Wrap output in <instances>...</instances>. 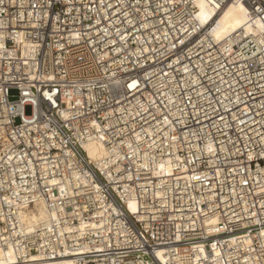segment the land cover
Returning a JSON list of instances; mask_svg holds the SVG:
<instances>
[{
    "label": "built area",
    "instance_id": "built-area-1",
    "mask_svg": "<svg viewBox=\"0 0 264 264\" xmlns=\"http://www.w3.org/2000/svg\"><path fill=\"white\" fill-rule=\"evenodd\" d=\"M200 1L263 24L216 39ZM36 198L57 214L21 233ZM10 245L9 264H264V0H0Z\"/></svg>",
    "mask_w": 264,
    "mask_h": 264
},
{
    "label": "bare ground",
    "instance_id": "bare-ground-1",
    "mask_svg": "<svg viewBox=\"0 0 264 264\" xmlns=\"http://www.w3.org/2000/svg\"><path fill=\"white\" fill-rule=\"evenodd\" d=\"M201 8V16L203 20L212 18L215 16L216 27L213 30V35L216 39L225 37L230 33L244 28L247 32H254L259 29L263 22L261 19L250 20L248 10L242 3H228L222 10L216 14L213 9L206 6L203 1L199 2ZM84 148L87 150L88 155L92 162H94L100 168L106 166L104 158L106 157V151L102 144L96 141L83 142ZM132 207V204H130ZM14 214L16 222L18 224L19 232L27 233L37 229L38 226H46L51 228L52 215L56 216V210L50 207L45 198H36L33 202L23 201L16 202L11 209ZM17 230L14 231L16 233ZM14 246H7V251L3 252L8 258L7 261L2 262V253L0 248V264H9L14 262Z\"/></svg>",
    "mask_w": 264,
    "mask_h": 264
},
{
    "label": "rangeland",
    "instance_id": "rangeland-1",
    "mask_svg": "<svg viewBox=\"0 0 264 264\" xmlns=\"http://www.w3.org/2000/svg\"><path fill=\"white\" fill-rule=\"evenodd\" d=\"M11 93H14V92L12 91ZM25 112H26V114H30V113H31V108H30V106H27V107L25 108Z\"/></svg>",
    "mask_w": 264,
    "mask_h": 264
}]
</instances>
